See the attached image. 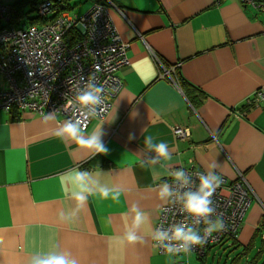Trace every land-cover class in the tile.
<instances>
[{
  "label": "crops",
  "instance_id": "crops-1",
  "mask_svg": "<svg viewBox=\"0 0 264 264\" xmlns=\"http://www.w3.org/2000/svg\"><path fill=\"white\" fill-rule=\"evenodd\" d=\"M102 2L130 45L131 60L120 72L124 86L103 125L109 153L94 156L56 136L61 115L44 125L42 115L0 102V264H26L31 254L56 245L81 264H178L184 256L161 253L147 238V226L139 231L145 243L123 240L132 227L131 209L144 211L154 229L167 204L157 193L160 184H170L169 170L194 166L206 173L212 164L230 182L244 176L252 189L232 254L247 249L234 264H256L253 259L264 253V102L253 107L249 101L264 88V10L239 0ZM82 3H90L84 15L97 0L75 2ZM158 59L171 76L163 77ZM183 82L190 94L195 90L194 103ZM6 88L0 75V92ZM100 123L93 120L88 131ZM178 127L185 138L176 136ZM148 135L169 146L170 161L152 164L155 153L144 148ZM73 167L99 181L79 211L59 180ZM100 187L110 190L107 198ZM225 243L231 246L232 239Z\"/></svg>",
  "mask_w": 264,
  "mask_h": 264
},
{
  "label": "built area",
  "instance_id": "built-area-1",
  "mask_svg": "<svg viewBox=\"0 0 264 264\" xmlns=\"http://www.w3.org/2000/svg\"><path fill=\"white\" fill-rule=\"evenodd\" d=\"M239 1L264 10V0ZM53 12V4L44 0L37 5L35 14L43 22ZM73 30L80 37L77 34L78 39L70 44L67 38ZM129 46L113 23L109 5L95 4L80 17L64 11L51 21L26 26L23 17H18L14 4L0 0V75L7 81L6 90L0 92L1 105L37 115L53 112L61 115L63 121L69 117L75 119L71 110H65L66 96L72 95L78 85L92 78L105 89L111 112L114 100L124 86L120 72L131 63ZM157 61L164 70L163 77L171 76L163 63ZM262 102L264 88L256 92L249 104L259 106ZM91 122H86L88 128ZM175 134L179 138L187 136L186 130L180 127L175 129ZM185 170L196 180L193 187L198 186L199 181L193 174L202 171L194 166ZM220 178L222 183L212 197L216 210L213 219L222 218L226 230L214 233L203 246L175 256L188 258L191 253L202 256L210 247L227 239L235 240L239 235L252 203V189L244 176L237 182H230L224 176ZM170 185L179 188L174 178ZM186 218L189 221L194 219L186 217L179 204L167 203L160 212L156 227H168ZM178 264L189 262L184 260Z\"/></svg>",
  "mask_w": 264,
  "mask_h": 264
},
{
  "label": "clouds",
  "instance_id": "clouds-1",
  "mask_svg": "<svg viewBox=\"0 0 264 264\" xmlns=\"http://www.w3.org/2000/svg\"><path fill=\"white\" fill-rule=\"evenodd\" d=\"M65 110H71L75 119L69 117L62 124L55 128V135L65 140V142H75L79 147L90 151L94 156L107 155L109 149L104 143L103 125L111 117L109 105L105 99V89L94 79L90 78L78 85L75 92L66 96ZM57 116L53 112L42 114L44 125L54 124ZM101 121L92 131H88L89 121ZM134 136L130 135L129 139ZM144 148L149 153H155L152 157V164L159 161H170L172 152L164 142H156L151 135L144 137ZM216 164L209 166L206 173L200 172L193 174L196 180L184 168L170 169L171 175L178 183L179 188L174 189L169 183L164 182L159 185L157 196L160 201L179 204L186 217L194 218L189 221L187 218L171 224L168 227L151 228L149 216L139 207L134 206V219L131 229L127 230L123 240L127 244L136 245L146 242V237L139 234L142 227L149 228L148 237L154 246L164 250L169 255L189 253L196 246H203L214 233L226 230V225L222 218H215V207L213 195L222 183L220 176L213 170ZM95 175H100L96 173ZM155 175V173H154ZM94 174L89 170H80L73 167L59 176L60 183L65 192H71L72 198L77 202V211L81 210L87 203V196L92 194L94 189L99 186V181L93 178ZM70 186V187H69ZM99 191L105 198L109 195V189L100 187ZM119 192L112 198L118 200ZM63 217V213L60 214ZM203 225V227H201ZM26 264H81L78 257L71 251H61L56 245L48 251H38L30 255Z\"/></svg>",
  "mask_w": 264,
  "mask_h": 264
},
{
  "label": "trees",
  "instance_id": "trees-1",
  "mask_svg": "<svg viewBox=\"0 0 264 264\" xmlns=\"http://www.w3.org/2000/svg\"><path fill=\"white\" fill-rule=\"evenodd\" d=\"M44 0H26V1H23V2H20V3H16L14 4L16 10L18 11V17H25L26 21H25V25L26 26H29V25H39L41 23H45V22H48V21H51L53 20L54 18H56L57 16H59L62 12L64 11H71V9H73V4L71 3L72 0H49L52 4H53V14L51 15L50 18H48L46 21H43L41 22L40 21V17L36 16L35 12H36V7L37 5L42 2ZM97 3H103L102 0H97ZM106 4V3H105ZM78 32L76 30H73L70 35H68V42L70 44H73V42H75L77 39H78ZM70 36V37H69ZM80 37V35H79ZM183 84L185 85V88L187 89V93L189 91V94H186L189 99L191 100V102L194 103V101L197 100L196 96L197 94H194L196 93L195 90L193 91L192 90V93L193 94H190V89L187 88V82H183ZM250 106H253L255 107L256 105L254 104H250ZM19 111V110H18ZM20 112V111H19ZM16 119H18V116H16ZM236 240H232V245L227 247L226 245L223 247L222 245L224 244V242L220 243V244H216L212 247H210L209 249L210 250H207V252L204 253V255H198V260L200 262V264H208V256L211 252H214L212 255H213V258H216V257H219L221 258L222 257V253L225 252L226 250H231L230 252H235L236 250L239 249L237 243L235 242ZM218 246H222V250L221 251H216L214 250L215 247H218ZM249 250L245 249V250H242L241 253L235 255V257H233L231 260H230V264H234L236 262H238L239 260L242 259L243 256H246L247 253H248ZM223 254H226V253H223ZM264 255V253H261V255L255 257L253 259V261H255L256 264H259L260 262H263L264 260V257L262 256ZM227 257L229 258V254L227 255ZM226 257V258H227ZM215 260V259H214ZM257 261V262H256Z\"/></svg>",
  "mask_w": 264,
  "mask_h": 264
},
{
  "label": "rangeland",
  "instance_id": "rangeland-1",
  "mask_svg": "<svg viewBox=\"0 0 264 264\" xmlns=\"http://www.w3.org/2000/svg\"><path fill=\"white\" fill-rule=\"evenodd\" d=\"M77 0H74V1H72V6H73V9H71V11H70V13L72 14V15H74V14H82V13H84V11H86V9L89 7V5H90V3H82V4H80V5H77V4H75V2H76ZM83 15V14H82ZM23 21L25 22L26 21V19H25V17H23ZM227 246L228 247V245H227V243H225V244H223L222 246L224 247V246ZM222 246H218V247H215L214 248V250H216V251H221L222 250ZM231 250H226L225 252H223V250H222V252L223 253H226V254H223L222 253V257L221 258H219V257H216V258H213V253L214 252H211L210 254H209V256H208V264H230V260L234 257L233 256V252H230ZM230 255V257L228 258L227 257V255ZM198 255L197 254H195V253H191L190 254V264H200V262H199V260H198V257H197ZM227 257V258H226ZM184 258V260L185 261H187L188 260V258L186 257V256H184L183 257ZM215 259V260H214Z\"/></svg>",
  "mask_w": 264,
  "mask_h": 264
},
{
  "label": "flooded vegetation",
  "instance_id": "flooded-vegetation-1",
  "mask_svg": "<svg viewBox=\"0 0 264 264\" xmlns=\"http://www.w3.org/2000/svg\"><path fill=\"white\" fill-rule=\"evenodd\" d=\"M96 4H102V5H107V4H104V3H96ZM67 12H69V11H67ZM70 13V12H69Z\"/></svg>",
  "mask_w": 264,
  "mask_h": 264
}]
</instances>
